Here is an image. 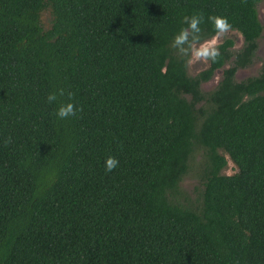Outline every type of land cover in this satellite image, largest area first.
I'll list each match as a JSON object with an SVG mask.
<instances>
[{
	"label": "trees",
	"instance_id": "trees-1",
	"mask_svg": "<svg viewBox=\"0 0 264 264\" xmlns=\"http://www.w3.org/2000/svg\"><path fill=\"white\" fill-rule=\"evenodd\" d=\"M261 2L0 0V264H264V64L235 78ZM194 14L243 46L189 75L171 43Z\"/></svg>",
	"mask_w": 264,
	"mask_h": 264
},
{
	"label": "clouds",
	"instance_id": "clouds-1",
	"mask_svg": "<svg viewBox=\"0 0 264 264\" xmlns=\"http://www.w3.org/2000/svg\"><path fill=\"white\" fill-rule=\"evenodd\" d=\"M208 21L214 26L216 35L209 41H203L201 37L200 25L204 22L202 14H194L192 16H184L182 23L186 27L181 28L179 33L173 37L171 47L177 51L181 57H187V64L191 65L197 61L212 63L218 62L220 58V51L218 48V41L232 30L231 24L226 17L209 16ZM65 95L64 89L58 92H53L47 96V102L54 104L58 98ZM69 101L73 98V93L68 94ZM82 111L78 109L74 103H63L56 110L55 115L61 119H67L76 116L77 112ZM11 137L6 138L3 143L5 146L10 144ZM119 164V161L112 156L105 160V170L112 172Z\"/></svg>",
	"mask_w": 264,
	"mask_h": 264
},
{
	"label": "rangeland",
	"instance_id": "rangeland-1",
	"mask_svg": "<svg viewBox=\"0 0 264 264\" xmlns=\"http://www.w3.org/2000/svg\"><path fill=\"white\" fill-rule=\"evenodd\" d=\"M258 14H259V20H260V22H261V24L263 26V32H262L261 38L258 40L257 52H256L255 58L253 60V63L250 66H248L247 68L240 69L237 72V74H236V77H237L236 79L237 80H243V79H245L247 77L256 76L258 74V72L260 71V68L264 64V2H261L258 5ZM230 33L231 32H229L224 37H222L218 41V43L220 41H223L228 36L230 38L235 39L234 35L230 34ZM235 35H237V34H235ZM237 45H238V47H240V43L237 44ZM207 65H208V62H203V61H197V62H194L191 65L187 64L188 74L189 75H196L201 70L205 69L207 67ZM217 71L215 72V74L213 75V77L211 78L210 81H208V82H206L205 84L202 85L203 90L209 91V90L213 89L216 86V84L218 83V81L220 79V75H221V70H220V72H217ZM232 169H233V166L230 163L228 168H226V173H231ZM185 182L187 184L190 183L189 180H186Z\"/></svg>",
	"mask_w": 264,
	"mask_h": 264
},
{
	"label": "flooded vegetation",
	"instance_id": "flooded-vegetation-1",
	"mask_svg": "<svg viewBox=\"0 0 264 264\" xmlns=\"http://www.w3.org/2000/svg\"><path fill=\"white\" fill-rule=\"evenodd\" d=\"M257 13H258V7H257ZM257 17H258V20H259V14H257ZM260 21V20H259ZM260 24H261V22H260ZM262 25V24H261ZM231 33L230 34H233L234 35V38L235 39H233V38H230L229 36L228 37H226L223 41H220L219 43H218V45L219 44H221V43H223L225 40H230L231 42H232V46L231 47H229V50H231L232 52H234V51H239L241 48H242V46H243V39H242V37L239 35V34H237L236 32H234V31H230ZM235 34H237V35H235ZM262 35V34H261ZM261 38V37H260ZM259 38V39H260ZM258 39V40H259ZM258 40H257V44H258ZM240 43V47H238V45L237 44H239ZM257 52V51H256ZM240 70V69H239ZM238 70V71H239ZM237 71V72H238ZM237 72L235 73V78H237L236 77V74H237ZM215 74V73H214ZM213 77V76H212Z\"/></svg>",
	"mask_w": 264,
	"mask_h": 264
},
{
	"label": "water",
	"instance_id": "water-1",
	"mask_svg": "<svg viewBox=\"0 0 264 264\" xmlns=\"http://www.w3.org/2000/svg\"><path fill=\"white\" fill-rule=\"evenodd\" d=\"M217 72H220V70H218Z\"/></svg>",
	"mask_w": 264,
	"mask_h": 264
}]
</instances>
